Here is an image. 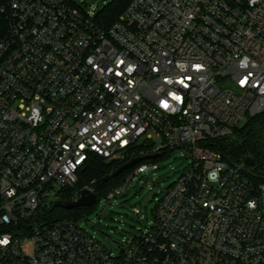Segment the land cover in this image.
<instances>
[{
    "label": "built area",
    "instance_id": "built-area-1",
    "mask_svg": "<svg viewBox=\"0 0 264 264\" xmlns=\"http://www.w3.org/2000/svg\"><path fill=\"white\" fill-rule=\"evenodd\" d=\"M81 3L0 0V264H264V181L204 144L264 110V0H131L106 28ZM138 148L190 163L118 252L45 220L90 155Z\"/></svg>",
    "mask_w": 264,
    "mask_h": 264
},
{
    "label": "trees",
    "instance_id": "trees-1",
    "mask_svg": "<svg viewBox=\"0 0 264 264\" xmlns=\"http://www.w3.org/2000/svg\"><path fill=\"white\" fill-rule=\"evenodd\" d=\"M130 1L111 0L96 11L94 19L102 27L106 28L118 18L119 14L124 11ZM6 29V19L4 14L0 13V39L4 36ZM204 144L217 151L221 158L230 164L243 163L245 157H250L255 162V165L252 167L245 166L246 169L250 172L253 180L264 181V110L251 116L242 125L235 126L229 134L208 139ZM139 150L140 148L136 150L135 154L122 161L107 162L97 155H90L83 167L79 170L76 183L69 188L62 189L59 193V200H73L75 195L93 181L92 186L94 188L96 203L99 196H106L112 188L123 185L126 178L138 164L124 169L116 176H110L105 181L99 182V180L106 175H110L112 171L131 158L140 156ZM151 161L156 162L157 158L142 162ZM93 205L70 209L53 206L44 209L43 216L45 220H56L59 218L77 220L83 214L88 213Z\"/></svg>",
    "mask_w": 264,
    "mask_h": 264
},
{
    "label": "rangeland",
    "instance_id": "rangeland-1",
    "mask_svg": "<svg viewBox=\"0 0 264 264\" xmlns=\"http://www.w3.org/2000/svg\"><path fill=\"white\" fill-rule=\"evenodd\" d=\"M111 0H82L85 10L93 14ZM190 156L182 149L157 158L159 168L134 175L129 181L114 188V194L107 198L99 196L91 210L75 220L87 233L94 236L106 248L114 252L127 238L146 230L153 220L157 199L166 188L189 166ZM55 199H46L47 208ZM91 206V205H89ZM138 209V213L134 211Z\"/></svg>",
    "mask_w": 264,
    "mask_h": 264
},
{
    "label": "water",
    "instance_id": "water-1",
    "mask_svg": "<svg viewBox=\"0 0 264 264\" xmlns=\"http://www.w3.org/2000/svg\"><path fill=\"white\" fill-rule=\"evenodd\" d=\"M156 156H157L156 154H152V155H142V156L131 158L130 160H128L127 162L123 163L118 168H116L114 171H112L110 175H106L103 178H101L99 182L107 180L110 176H116L120 172H122L124 169L130 168L134 166L135 164H138L141 161L153 159ZM243 163L250 167L255 165V162L250 157H245L243 160ZM94 203H95V194L87 189H82L79 192L78 198H76L75 200L62 201L58 199L54 202L53 206L64 208V209H70V208H76L80 206H89V205H93ZM112 242L115 245L117 244V241H112Z\"/></svg>",
    "mask_w": 264,
    "mask_h": 264
},
{
    "label": "snow or ice",
    "instance_id": "snow-or-ice-1",
    "mask_svg": "<svg viewBox=\"0 0 264 264\" xmlns=\"http://www.w3.org/2000/svg\"><path fill=\"white\" fill-rule=\"evenodd\" d=\"M123 63H124V61H119V64H123ZM194 67H195L197 70H199V69H201L202 66L199 65V64H197V65H195ZM126 70H127L128 72H132L134 69L131 68V67H128ZM108 71H111V69H109ZM116 75H123V72H117ZM250 75H251V73H248L247 75H245V76L243 77V79H240V80H239V83H240L241 86H245V85L248 83V80H249V76H250ZM186 79L190 80L191 77L188 76V77H186ZM176 83H178V84H180V85H183V86L187 87V85L185 84V78H181V79L177 80ZM253 86H254V87H259V83L255 84V85H253ZM169 95H170V96L172 97V99L175 100V101H178V102H179V101H182V97L179 96V95H176L174 92L169 93ZM160 104H161V106L164 107V108H168V107H169V104H168V102H167L166 100H161V101H160ZM81 147H84V145H81ZM3 242L6 243V241H3Z\"/></svg>",
    "mask_w": 264,
    "mask_h": 264
}]
</instances>
